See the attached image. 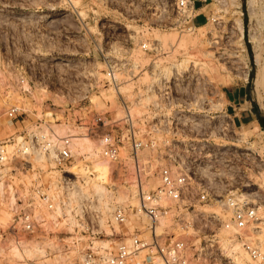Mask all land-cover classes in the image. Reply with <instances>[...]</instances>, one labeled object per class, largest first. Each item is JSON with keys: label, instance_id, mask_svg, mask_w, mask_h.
Wrapping results in <instances>:
<instances>
[{"label": "rangeland", "instance_id": "rangeland-1", "mask_svg": "<svg viewBox=\"0 0 264 264\" xmlns=\"http://www.w3.org/2000/svg\"><path fill=\"white\" fill-rule=\"evenodd\" d=\"M172 2L0 0V138L36 126L60 135L67 132L77 135L72 138L75 159L66 170L77 175L79 188L74 196L82 199L73 202L78 219L73 217L71 226L69 221L62 223L61 215H65L62 207L59 215L56 204L53 211L42 205L40 212L47 219L45 232L38 236L22 234L19 239L10 232L9 205L0 202V241L51 239L61 246L60 249L45 246L50 257H63L61 264H79L88 232L97 230L95 243H101L97 241L109 234L105 239L112 245L117 237L113 234L123 231L112 228L111 215L105 218V224L101 223L100 195L93 183L101 180L99 183L113 196L111 211L118 203L135 205L136 165L132 153L126 147L121 148L119 176L114 172L111 178L109 171V178L96 180L95 173L90 175L93 160L96 157L106 160L99 151L89 155L90 149L81 150L77 142L88 134L87 124L90 125L97 111L120 114V92L133 98L135 86L147 80L148 75L140 72L121 83L119 89L102 80L108 58L117 56L125 48L134 47L140 59L148 62V54L140 51V44L145 41H157L162 50L168 51L166 57L156 60V65L166 70L185 68V88L174 91L175 101L185 106L184 122L173 124L168 133L170 146L160 144L159 150L163 153L160 160L168 159L171 152L178 160L185 153V165L192 177L211 190L224 196L242 194L250 201L264 200V0H195L193 26L185 30L173 23ZM242 82L259 117L258 122L239 125L225 111L224 90ZM22 84H28L29 88L24 90ZM112 91L114 98L109 101ZM140 92L143 104L152 100L150 92L141 88ZM13 105L20 106L21 113L11 121L9 108ZM142 106H135L134 111L140 112ZM87 134V142L97 147L95 136ZM154 153L152 149L142 148L138 156L143 160ZM44 162L49 163L44 159L36 161L38 166ZM107 164L110 170L114 168ZM151 175L145 188L157 182ZM32 177L30 170L22 174L25 181ZM120 194L123 199L118 201ZM4 211L9 215L4 216ZM207 213L211 216H205ZM221 215L216 200L196 201L190 208L195 231L188 232L199 233L203 242L207 238L203 235L204 223L205 231L214 232ZM260 215L264 216V210ZM263 222V232L258 237L264 243ZM74 234L79 236L76 245L70 241ZM219 246L221 250L217 249L207 264H241L236 259L242 257L238 254L239 244L231 254L222 240ZM8 256L1 253L0 264L34 261L39 264L34 257L25 255L11 260ZM228 258L232 260L228 262ZM244 264H248V258Z\"/></svg>", "mask_w": 264, "mask_h": 264}, {"label": "built area", "instance_id": "built-area-1", "mask_svg": "<svg viewBox=\"0 0 264 264\" xmlns=\"http://www.w3.org/2000/svg\"><path fill=\"white\" fill-rule=\"evenodd\" d=\"M194 1L173 0L175 26L182 30L193 26ZM140 49L148 54V62L140 59L134 47L125 48L117 56L108 58L102 80L114 89H119L121 83L140 72L148 75L147 80L135 86L133 98L120 92V114L97 111L90 125L87 124V132L95 136L101 157L114 167L110 170L111 178L114 172L119 176L121 148L126 147L132 153L136 165L137 201L135 205L118 203L114 206L110 220L112 228L123 231L117 233L115 230L113 235L117 237L112 245L101 247L94 241L97 230L88 232L79 264H207L216 255L215 251L221 250L222 239L229 244L238 243L247 255L248 264H264V243L258 237L263 232L264 216L260 213L264 210V200L250 201L242 194L224 196L211 190L192 177L185 165V153L178 160L171 156L172 152L168 159L160 160L163 154L159 150L160 144L170 146L168 133L173 124L184 122L185 106L181 107L183 102L175 101L174 91L185 88V68L166 70L156 65V60L168 53L157 41L142 42ZM22 88L28 89L29 85L22 84ZM140 88L153 96L146 104L141 102ZM135 106L143 108L135 112ZM20 113L18 105L9 108L11 121ZM73 136L77 135L70 132L60 135L36 126L0 138V181L5 190L13 193V204L9 207L12 212L10 232L14 238L45 232L47 219L40 212L42 205L53 211L54 204L59 203L66 217L78 219L73 202L82 199L73 193L78 190L79 182L75 173L66 170L75 159ZM142 148L152 149L155 153L142 160L138 156ZM37 159L49 163L38 166ZM29 170L33 177L25 181L22 174L26 175ZM151 174L157 182L145 188ZM210 199L219 202L221 220L214 232L205 231L204 223L203 235L207 238L201 242L199 233L188 232L190 229L195 231L190 208L196 201ZM71 236V243L76 245L78 234ZM105 237L109 234L97 242L108 240ZM231 260L227 259L228 262Z\"/></svg>", "mask_w": 264, "mask_h": 264}, {"label": "bare ground", "instance_id": "bare-ground-1", "mask_svg": "<svg viewBox=\"0 0 264 264\" xmlns=\"http://www.w3.org/2000/svg\"><path fill=\"white\" fill-rule=\"evenodd\" d=\"M240 28L242 29V24H240ZM235 55H237V54H235ZM229 58H228V60L231 61V55H229ZM164 69H166V68H164ZM245 75H247V73ZM246 79H247V76H246ZM109 93H110L109 94V101H112L110 99H112V97L114 96V93H113V91L112 92H109ZM105 96H107V95H105ZM87 140H88V137H86L85 135H83L81 141L79 139V142H77V145H79L81 147V150L85 149L84 147H87L88 150L90 149L89 150V153H88L89 155H95V154H97V152L99 151V146L97 145L98 148L97 147H94V145H92V143H91V145H92L91 146L89 144L90 142L88 143ZM84 143L87 144L88 146L87 145L85 146ZM78 148H75V149H78ZM72 149H73V145H72ZM122 152H124V151H122ZM37 160L40 161L41 159H37ZM109 171H110V169H109V165L107 164V161H104L101 158L99 159L98 157H96L93 160V171L90 173V175L95 173V175H96V178L95 179L96 180H97V178L98 179H100V178H102V179L103 178H106V179L109 178V176H110ZM91 178L94 179L93 176ZM99 182H94L93 183V186H94L95 190L99 193L98 195H100L99 196L100 197V203H99V206L98 207H99V210L101 211V215H102L101 223H104L105 224V221H104L105 218L108 217V216H110L111 215V212H112L111 209H112L113 206H112L111 203H113L112 202V197L113 196L110 193H108L107 190H106V187L102 183H99ZM73 195H74V193H73ZM134 196H136V195H134ZM121 199H123V196L120 194L119 197H118V201H120ZM13 200H14L13 193L11 191L8 192L7 190H5L4 184L0 181V202H5V203H7L8 205L11 206L13 204ZM136 201L137 200L135 199V202ZM56 206H57L56 207L57 208L56 211L58 212L59 215H61V211H62L61 210V206L59 205V203H57ZM73 207H75V204H74ZM4 212H5L4 216H8L9 215V213L7 211H4ZM64 216H66V215H64ZM64 216L61 215L62 219L64 220V221L62 220V223L69 221V225L70 224L72 225V223L74 222L73 221L74 218L73 217L71 218V216L65 218ZM69 228L72 229L71 227H69ZM97 244H99L101 247H103V246H109L110 245V242L108 240H105V241H101V243H97ZM222 244H224L225 247L227 246L226 248L228 250V253L230 252V254L234 251V249H237L236 247L238 246V244H237L236 247H235V243L232 246L225 239H222ZM45 246H48L51 249H54V248L55 249H60L59 246H61V245L57 241H54V240H51V239L44 240V241H34V242H28L25 239H20L18 241L17 240L16 241L15 240H12V241L10 240L8 243H3L2 241H0V254L1 253H7L9 255L8 257L10 259L11 258L12 259L13 258L20 259V258H23L25 255L26 256H30V257H34L35 259H37V262L39 264H61L62 263V260H63V257L57 256V255H55L54 257H50L49 256V253H48V250H47L48 247L45 248ZM238 249H240V253L238 252V254H241L242 257L241 258H238V257L236 258L235 257V258L236 259H239V261L241 262V264H244L245 259H247V255L244 253V250L242 249V247H240ZM39 258L41 260H38Z\"/></svg>", "mask_w": 264, "mask_h": 264}, {"label": "crops", "instance_id": "crops-1", "mask_svg": "<svg viewBox=\"0 0 264 264\" xmlns=\"http://www.w3.org/2000/svg\"><path fill=\"white\" fill-rule=\"evenodd\" d=\"M224 96L226 99L225 111L234 123L242 125L258 122V109L253 105V99L244 82L226 88Z\"/></svg>", "mask_w": 264, "mask_h": 264}]
</instances>
